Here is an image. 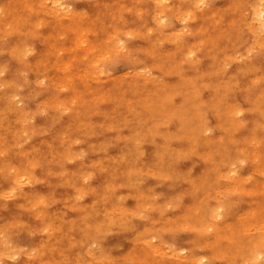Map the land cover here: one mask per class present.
I'll use <instances>...</instances> for the list:
<instances>
[{
	"label": "rangeland",
	"instance_id": "1",
	"mask_svg": "<svg viewBox=\"0 0 264 264\" xmlns=\"http://www.w3.org/2000/svg\"><path fill=\"white\" fill-rule=\"evenodd\" d=\"M17 1L19 0H0V12L2 14L1 16L3 17L2 19L0 16V80H3L0 81V136L2 135L1 137L3 139L5 137L4 140L0 137V172L2 173H0V205H4L0 206V238L2 239H0L2 243H0V255H2L0 256V264H250V262H255L253 264H264V258L255 261V257L251 252V248L254 246L257 239L264 237V228H260V225H263L261 223V221H263V218L261 219V217L264 216V189L262 188L264 183L262 181L264 179V175L261 173V169L264 167V31H261L259 29V25L255 26L258 23L255 20L252 11V8L254 6L261 5L264 8V0H205V2L207 3L202 6L203 8L199 6L198 8H196L194 6L195 4H197V0H170L169 4H165L167 5V8L169 7L170 9L168 8L167 23L163 25H158L157 19L155 18L158 15V13L156 12H159V10L163 7L162 5H156V0H64L67 3H70L71 6H73L74 10H76V12L82 14L83 16H85L86 13L88 14V17L85 16L81 21H78V26L90 27L96 34L93 35L92 32L89 36V42H93H90V44H94L95 46L98 45V53L96 52L94 54H88L86 52L87 50L85 46L77 47L75 45L78 38L77 33L76 36L75 33H73L77 30L75 22L71 19L69 20L66 17H62L61 20V17L56 18V14L53 12V3L51 1L46 0L44 2L45 5H42L41 3L44 0H26L29 4L31 1L33 5H30L32 7H34L35 9L36 7L38 8V11H35L32 8L33 12L28 8L29 4L25 3L26 1ZM210 1H213V3L211 4ZM39 2L41 5L39 4ZM243 2L247 3L244 4ZM255 2H257L258 4ZM14 3L16 4L14 5ZM48 3H52V6H49L50 4ZM37 4L40 6H37ZM230 5L231 8H229ZM234 5L239 6L235 7ZM44 6H47L48 8ZM124 6L126 9L124 8ZM7 7L9 9H7ZM39 7L43 8L40 9ZM129 7L131 10L129 9ZM204 7H210V9ZM21 8L23 9L21 10ZM226 8L228 9L226 10ZM13 9H16L15 12ZM28 9L30 10V13ZM188 9L193 12V14H195L193 16V18L195 17V20L191 17V21H184V19H182V22L181 18H178V20L176 19L177 17L175 18V16H177V13L178 15L182 16V14H185L184 12L182 13V11L190 12ZM12 10L18 15L14 14ZM41 10L43 12H41ZM239 10L241 11L239 12ZM144 11L147 14H145ZM51 12H53L54 14H52ZM3 13L4 15L6 14V17L3 16ZM12 14L15 16H13ZM48 14L50 16H48ZM151 15H153L154 17H151ZM213 15L214 17H211ZM219 15L221 19L219 18ZM123 16L125 17L123 20L124 24L122 22ZM95 17L96 19H94ZM209 17L211 18L209 19ZM19 18L20 20L18 21ZM27 18L29 19V21H27L26 24L21 25V22L24 23L26 22V20H28ZM38 19L44 21L37 22ZM239 19H242L243 21ZM46 20L49 21V23H47ZM6 21H9L12 25L10 26L8 24L9 22L7 23ZM28 22H32V26L34 27L35 25L36 28H33ZM33 22H35L36 24ZM43 22L44 25H41ZM59 22L60 24L62 23L61 25L63 27L61 25H58ZM214 22L216 23V25ZM228 23L231 24L228 26ZM54 24L55 26L53 27ZM40 25L42 27H40ZM6 26L8 30L6 29ZM13 26H15L16 28ZM69 26L70 28L68 29L67 27ZM184 27L185 29L181 30ZM206 27L207 30L205 29ZM101 28L103 29L101 30ZM155 28L156 31L154 33V30L152 29ZM9 29H11V33ZM187 29L188 31H186ZM15 30H19L20 32H16ZM35 30H37L38 33H36L37 31L35 32ZM250 30H252V32ZM7 31L9 33L8 36L7 34H3L7 33ZM59 31H61V34L59 33ZM182 31L184 33H182ZM196 31L198 32L197 34ZM21 32L23 34H21ZM170 32H173L172 35L169 34ZM159 33L161 35H159ZM200 33H202L203 35ZM65 34L66 38L64 37ZM116 34L119 35V38H122L124 40V43H126L125 45L127 48V52L129 51L128 53L126 52L117 55L116 52L114 53V51H111L114 50V48H112L113 44L110 45L109 43H112L111 37H114ZM136 34L140 37H138ZM237 34L239 35L237 36ZM209 35L211 36V38ZM254 35L257 36L255 37ZM59 37L60 39H58ZM102 38L104 40H102ZM202 38L205 39V41L201 40ZM213 38L215 41L213 40ZM167 39H170L171 41H167ZM101 40L104 44L101 42ZM161 40L162 42H159ZM152 41H154L156 44H152ZM195 41H198V43L195 44ZM50 42H53L55 44ZM71 42L74 45H72ZM55 45L56 47H58L56 48ZM12 46L15 47V50L13 49L14 51L11 49ZM28 46H30V48ZM51 46H53V49L51 48ZM189 46L190 48H188ZM197 46L200 47L201 50ZM231 46L233 47L232 49ZM246 46L250 48L248 49ZM26 47L27 49H25ZM108 47L110 49H108ZM156 47L158 48V51L156 50ZM194 47V51L196 53L193 57L190 58L188 56L187 50L193 49ZM18 48L19 50H17ZM224 48L227 49L225 50ZM235 48L237 49L236 51ZM29 49L32 52H30ZM107 49L110 50V53ZM137 49L140 50L138 51ZM143 49L147 50L143 51ZM148 49L153 50L150 51ZM11 50L15 54H13ZM76 50L77 52L75 53ZM105 50L108 51H106V53H109V57H107L108 55L105 56V54L103 53ZM28 51L30 52V54L33 52L34 53L28 55ZM46 51H49L48 54H44ZM58 51L62 52L59 53ZM147 51H150L149 54ZM222 52L224 53L222 54ZM58 53L62 54L60 58ZM73 53L76 54L75 57H77V60L74 57L75 54L73 55ZM100 53L103 56H100ZM213 53L215 54V56H212ZM79 54H82V56ZM87 54L89 56L91 55V57H94L91 58ZM258 54H260V56ZM21 56H26V58H23ZM19 57L21 58L19 59ZM228 57H230L229 60ZM39 58L41 59L38 60ZM81 59H84V61H86L87 59V63L83 60L80 61ZM44 61L47 64L44 65ZM157 62L162 65H158L159 67H161L160 70H158L159 67L157 66ZM161 62L164 64H162ZM98 63L100 67L98 66ZM51 64L55 67H53ZM71 64L75 68H71ZM64 65L66 67L65 69L63 68ZM150 65L151 67L154 65L152 69ZM36 66L39 68H37ZM85 66L88 68L86 69ZM210 66L214 68L212 69V67ZM103 67H105L106 69ZM146 67L148 68L147 70L145 69ZM141 68H144V70ZM239 68H241V70ZM103 69L105 70V72ZM136 69L138 73L136 72ZM44 71L47 72L44 73ZM96 71L98 73H96ZM126 71H131V74H128L129 72L125 74ZM202 71L204 73H201ZM207 73H209L210 75ZM217 73L219 74L217 75ZM90 74L92 75L91 77H89ZM99 74L101 75L99 76ZM170 74L173 76H171ZM45 75L51 81L47 79ZM113 76L115 77L113 78ZM79 77H83L82 80H80ZM101 77L102 79H100ZM141 77L143 78L141 79ZM38 78H43L44 82L42 79ZM37 80H41L40 82H42V84L44 83L43 86ZM230 80L232 82H230ZM47 81H54L55 84L54 82H52L53 84L50 82L48 84ZM16 82H18V85ZM61 82L64 84H62ZM208 82H210V84H208ZM53 85L55 88H53ZM86 86H88V90ZM16 87L17 89H19L17 90ZM70 87L72 90L70 89ZM253 87L254 89H252ZM119 88L121 91L119 90ZM63 89L67 91H63ZM78 90H84L85 93L83 92L82 94V92ZM103 90H106L107 92ZM38 91L40 95L37 93ZM92 92L95 94H93ZM141 92H143V94ZM2 93L5 95L4 97ZM12 93L13 96L15 95L14 97L12 96ZM6 95H9L10 97H7V100H4L6 99ZM49 96H51L52 100L49 99ZM132 96L134 98H132ZM11 98L12 100H10ZM48 99L50 100V102H52L50 103ZM76 99L79 100L77 101ZM86 99L87 101H85ZM20 100L22 101L20 102ZM58 100L59 102H56ZM13 101H15V104L17 103L16 106L15 104H13ZM91 101L93 103H90L89 105V102ZM23 102L26 104H24ZM43 102L44 105L42 104ZM40 103L43 107L40 105ZM70 104L71 106H73L72 108H70ZM5 105H7V107ZM78 105H80L81 107ZM11 106L14 107L12 108ZM60 107H63V109H61ZM76 107L77 109H75ZM94 108L95 110H93ZM212 108L217 109L213 110ZM224 108L225 112H223ZM232 108H243V113L241 116H239V118L243 119V123L242 127L239 129H234L232 126L234 120L232 118ZM68 109L70 110V113ZM71 109H73V111H71ZM32 111H36L35 113L37 115L35 113L33 114ZM79 111H81V113ZM91 111H93V114L91 113ZM191 111H193V113H191ZM82 114H87L86 118H84L85 115L83 117ZM117 114H120L119 116H121L122 120ZM31 115L32 117H30ZM54 115L55 117L53 118ZM89 117H91L90 120ZM5 118L8 119L5 120ZM202 120L206 123L208 128L203 127V124H201ZM255 120H258V122H256ZM134 122L136 123L134 124ZM13 123H15V126ZM43 125H45L46 127ZM77 126H79V128ZM49 127L51 129H49ZM21 131H23V133ZM58 134H60V136ZM215 135H218L219 137ZM63 136H66L67 138ZM220 137L223 139L219 140L221 139ZM25 138H27V140H25ZM64 138H66L67 140ZM42 140L43 142H41ZM254 140H257L259 142V144L255 147L252 144ZM15 141L19 144H17ZM230 141L232 143H230ZM244 143L246 145H243ZM88 144H90L91 146ZM241 144L243 145V147H241ZM6 145L9 146L7 147ZM62 145L65 147H63ZM20 146L22 148H20ZM34 147L37 149H35ZM183 147H185L186 149ZM9 148L12 149L10 150ZM64 148L65 151H63ZM31 149L32 151H30ZM232 149L235 150L233 151ZM57 152L60 153L58 154ZM247 152H258L261 157V165L255 166L252 161L245 159L244 155H246ZM24 154L26 157L24 156ZM53 156L55 159L51 158ZM6 159L9 160L6 161ZM66 160L69 162H67ZM231 160H233V162ZM32 161L35 163L37 162L34 167L35 170L33 169L31 172L33 177L32 181H23L20 186L16 185L13 182L15 173L11 171V168L13 167L15 169L26 170L28 168V164ZM61 161L63 163H61ZM138 161L141 162L137 163ZM149 164H152L153 166H151L154 169ZM128 165L129 167H127ZM212 165L213 167H211ZM226 167L228 170L226 169ZM222 169L224 171H221ZM67 170L70 172H67ZM107 170L110 172H108ZM231 171H235V174H232ZM253 171L254 173H256L254 174ZM11 172H13V174H11ZM251 173L254 175H252ZM59 175H61V177ZM79 175L81 177H79ZM148 176H150L151 178ZM240 178L244 180L242 181L240 180ZM42 179H44L45 181ZM88 181L90 184L88 183ZM112 182L114 183L113 185L111 184ZM249 182H253L252 184L254 185V187ZM122 183H124L125 185ZM177 183L179 184L176 186ZM88 184L90 185L89 188ZM242 184L244 187H242ZM75 185L77 186L75 187ZM120 186L123 188H121ZM102 187H106L105 189L107 190L103 191L104 189ZM248 187L250 188L248 189ZM94 188L96 190H93ZM204 188L206 191H204ZM12 189L15 190L13 191ZM188 189L190 190L189 193ZM258 189L261 190L259 191ZM199 190L202 191L200 192ZM50 191H53L54 193H51ZM111 191L112 193H115V196L111 193ZM47 192L50 194H48ZM260 194L263 195V197ZM30 195H32L34 199ZM47 195L49 198L47 197ZM217 196L218 199L217 201H215L214 199L217 198ZM25 197H27L28 199H26ZM194 197H196V199L199 198V200H196ZM44 198L45 201L39 204L37 203V201L44 200ZM77 198L81 202L78 201ZM139 199H141V201ZM255 199L260 202L256 201ZM102 203L105 204L103 205ZM218 208H221L222 215L220 218H216V211ZM77 209H79V211ZM114 210L116 211L112 212ZM206 210H208L207 213H205ZM254 211H257L259 213V219H255ZM164 214L165 216H163ZM18 216L20 219L18 218ZM50 218L54 220L52 221ZM164 218L166 219L164 220ZM17 219L22 222H19ZM174 221L176 222L175 224L179 223L178 226L182 227H176L177 225L175 226ZM186 222H188V224ZM40 223L42 225L44 224V226H42ZM207 225H213L214 229L205 228ZM35 226L37 228H35ZM1 234L3 235L4 239L1 237ZM10 238L12 239V242ZM208 238L210 239L209 241ZM130 239L132 240V242L129 241ZM200 239H202L203 241L201 242ZM89 241H91V243ZM111 246L113 247L111 248ZM179 247L180 249L185 248L186 253H181L179 257L174 256L173 254L180 250ZM33 248L34 251L32 252L31 250H33ZM261 249V252L264 254V246ZM19 250L28 253H20ZM94 251L97 255L94 253ZM15 253H17L16 256L14 255ZM35 253L36 255H34ZM54 254H58L55 256L58 258H55ZM4 255L6 257H4ZM29 255L31 256L29 257ZM118 259L120 260L118 261ZM80 261L83 262L80 263Z\"/></svg>",
	"mask_w": 264,
	"mask_h": 264
},
{
	"label": "bare ground",
	"instance_id": "2",
	"mask_svg": "<svg viewBox=\"0 0 264 264\" xmlns=\"http://www.w3.org/2000/svg\"><path fill=\"white\" fill-rule=\"evenodd\" d=\"M25 1H26V0H24V2H25ZM39 1H40V0H39ZM45 1H46V0H44L41 4H42V5H45V3H44ZM49 1H51V2L53 3V7H54V8H53V12L56 14V15H55L56 18H60V17H61V18H60V20H61L62 17H63V18L66 17V18H68L69 20L71 19L72 21L75 22V25H76V27H77V30L75 31V30L73 29V30L75 31V32H73V33H75V36H76V33H77V36H78L75 45H76L77 47L85 46V48H86V50H87L86 52H87L88 54H89V53H92V54L96 53V52L98 51V45L95 46L94 44H90V42H92V41L89 42V40H90V39H89V36H90L91 33L93 32V29L90 28V27L78 26V25H79L78 21H81V20H82L85 16H87L88 14L86 13V15L84 14L85 16H83L82 14L76 12V10H74L73 6H71L70 3H67V2H65L64 0H49ZM49 1H48V2H49ZM133 1H134V0H133ZM179 1H180V0H179ZM183 1H185V0H183ZM193 1H194V0H193ZM214 1H215V0H214ZM261 1H262V0H261ZM15 2H16V1H15ZM17 2H21V1L19 0V1H17ZM140 2H141V1H140ZM169 2H170V0H156V3H155L156 5H158V6H161V5H162V6H163L161 9L159 8L160 10L158 9L159 12H156V13H158V15H157V14H156L157 16L155 15V16H156L155 18L157 19V23H158V25H163V24L167 23V16H168V8H169V7L167 8V5H165V4H167V3L169 4ZM208 2H209V1H208ZM210 2H211V4L213 3V1H210ZM25 3H28V1H26ZM43 3H44V4H43ZM52 3H51V4H52ZM95 3H96V2H95ZM113 3H114V2H113ZM113 3H112V4H113ZM205 3H207V2H205V0H197V4L194 3V4H195L194 6H195L196 8H198V6H199V7H202V6L205 5ZM237 3H238V2H237ZM243 3L245 4V3H247V2H243ZM253 3H254V2H253ZM255 3H257V2H255ZM261 3H263V2H261ZM15 4H16V3H14V5H15ZM28 4H29V3H28ZM30 4H32L31 1H30ZM30 4L28 5V6H29L28 8L31 9V11H32V8H33V10H35V11L38 9L37 7H36V9H35V8L32 7ZM39 4H40V2H39ZM41 4H40V5H41ZM48 4H50V3H48ZM51 4H50L49 6H52ZM102 4H103V3H102ZM105 4H106V3H105ZM114 4H115V3H114ZM117 4H118V3H117ZM191 4H192V3H191ZM257 4H258V3H257ZM3 5H4V4H3ZM22 5H24V4H22ZM32 5H33V4H32ZM40 5L37 4V6H40ZM103 5H104V4H103ZM119 5H120V4H119ZM192 5H193V4H192ZM240 5H241V4H240ZM248 5H252V4H248ZM26 6H27V5H26ZM30 6H31V7H30ZM234 6H235V5H234ZM236 6H239V5H236ZM236 6H235V7H236ZM1 7H2V6H1ZM44 7H47V6H44ZM105 7H106V6H105ZM172 7H173V6H172ZM178 7H179V6H178ZM212 7H213V6H212ZM13 8H14V7H13ZM39 8H40V7H39ZM42 8H43V7H42ZM42 8H40V9H42ZM47 8H48V7H47ZM119 8H120V7H119ZM124 8H125V6H124ZM202 8H203V7H202ZM202 8H201V9H202ZM204 8H209V9H210V7H204ZM229 8H231V5H230ZM251 8H252V7H251ZM7 9H9V8L7 7ZM22 9H23V8H21V10H22ZM25 9H26V8H25ZM29 9H28V10H29ZM44 9H45V8H44ZM106 9H107V8H106ZM125 9H126V8H125ZM127 9H128V8H127ZM129 9H130V7H129ZM141 9H142V8H141ZM156 9H157V8H156ZM169 9H170V8H169ZM199 9H200V8H199ZM199 9H198V10H199ZM218 9H219V7H218ZM227 9H228V8H226V10H227ZM237 9H238V7H237ZM237 9H236V10H237ZM239 9H240V8H239ZM13 10H14V9H13ZM13 10H12V12H13ZM15 10H16V9H15ZM15 10H14V12H15ZM50 10H51V9H50ZM84 10H85V9H84ZM116 10H118V9H116ZM130 10H131V9H130ZM171 10H172V9H171ZM185 10H186V9H185ZM188 10H189V9H188ZM236 10H235V12H236ZM37 11H38V10H37ZM39 11H40V10H39ZM47 11H48V10H47ZM78 11H79V10H78ZM80 11H81V10H80ZM113 11H114V10H113ZM118 11H120V10H118ZM154 11H155V10H154ZM176 11H177V10H176ZM189 11H190V10H189ZM240 11H241V10H239V12H240ZM252 11H253L254 18H255V20H256L257 23H258V24L255 25V26H258V25H259V29H260L261 31H264V8H263V6H261V5H259V6H254V7L252 8ZM10 12H11V10H10ZM14 12H13V13H14ZM32 12H33V11H32ZM32 12H31V13H32ZM41 12H43V11L41 10ZM53 12H51V13L54 14ZM110 12H111V11H110ZM125 12H126V11H125ZM134 12H135V11H134ZM144 12H145V11H144ZM173 12H175V11H173ZM180 12H181V11H180ZM183 12H184L185 14H182ZM186 12H187V13H186ZM186 12H185V11H182L181 14H182L183 18H182L181 15H178V13H177V16H175V18L177 17V18H176L177 20H178V18H179V19L181 18V20L184 19V21H186V20H190V21H191V17L193 18V16H194L195 14H193V12H191V11H190V12L186 11ZM8 13H9V12H8ZM29 13H30V10H29ZM37 13H38V12H37ZM82 13H83V11H82ZM101 13H102V12H101ZM119 13H120V12H119ZM136 13H137V12H136ZM139 13H140V12H139ZM142 13H143V12H142ZM142 13H141V14H142ZM216 13H217V12H216ZM14 14L18 15L17 13H14ZM20 14H21V13H20ZM38 14H39V13H38ZM44 14H45V13H44ZM49 14H50V13H49ZM49 14H48V16L51 15V14H50V15H49ZM97 14H98V13H97ZM103 14H104V13H103ZM109 14H110V13H109ZM116 14H117V13H116ZM120 14H121V13H120ZM145 14H147V13L145 12ZM173 14H174V13H173ZM1 15H2V14H1V12H0V16H1ZM5 15H6V14H5ZM5 15H4V13H3V16H5ZM12 15H13V14H12ZM36 15H37V14H36ZM101 15H102V14H101ZM118 15H119V14H118ZM118 15H117V16H118ZM138 15H139V14H138ZM175 15H176V14H175ZM214 15H215V14H214ZM214 15L211 16V17H214ZM240 15H241V14H240ZM13 16H15V15H13ZM28 16H29V15H28ZM53 16H54V15H53ZM57 16H58V17H57ZM113 16H115V15H113ZM136 16H137V15H136ZM152 16H153V15H151V17H152ZM178 16H180V17H178ZM209 16H210V15H209ZM5 17H6V16H5ZM29 17H30V16H29ZM87 17H88V16H87ZM153 17H154V16H153ZM173 17H174V16H173ZM206 17H207V16H206ZM211 17H209V19H210ZM248 17H249V16H248ZM1 18L3 19L2 16H1ZM1 18H0V19H1ZM111 18H112V17H111ZM119 18H120V17H119ZM119 18H118V19H119ZM124 18H125L124 16H123V19L121 18V19H122V22H123ZM141 18H142V17H141ZM155 18H154V20H155ZM194 18H195V17H194ZM194 18H193V19H194ZM219 18H220V15H219ZM240 18H241V17H240ZM11 19H12V18H11ZM21 19H22V18H21ZM27 19H28V18H27ZM36 19H37V18H36ZM42 19H44V18H42ZM94 19H96V17H95ZM97 19H98V17H97ZM213 19H214V18H213ZM220 19H221V18H220ZM220 19H219V21H220ZM242 19H243V18H242ZM242 19H239V20L243 21ZM19 20H20V18L18 19V21H19ZM60 20H58V21H60ZM112 20H113V19H112ZM152 20H153V19H152ZM171 20H172V18H171ZM194 20H195V19H194ZM217 20H218V19H217ZM246 20H247V19H246ZM249 20H250V19H249ZM12 21H13V20H12ZM12 21H11V22H12ZM23 21H24V19H23ZM27 21H29V19L26 20V22H24V23L21 22V25H22V24H26ZM40 21H44V20H39V19H38L37 22H40ZM46 21H47V20H46ZM46 21H45V22H46ZM55 21H56V20H55ZM118 21H119V20H118ZM192 21H193V20H192ZM0 22H1V21H0ZM6 22L8 23L9 21H6ZM100 22H101V21H100ZM172 22H173V21H172ZM182 22H183V20H182ZM188 22H189V21H188ZM188 22H187V23H188ZM212 22H213V21H212ZM234 22H235V21H234ZM254 22H255V21H254ZM2 23H3V22H2ZM7 23H6V24H7ZM28 23L31 24L32 22H28ZM33 23H35V22H33ZM47 23H49V21H47ZM47 23H45V24H47ZM55 23H58V22H55ZM69 23H70V22H69ZM77 23H78V24H77ZM82 23H83V22H82ZM101 23H102V22H101ZM214 23H215V22H214ZM214 23H211V24H214ZM8 24H9L10 26L12 25V24H10V22H9ZM19 24H20V23H19ZM35 24H36V23H35ZM40 24H41V23H40ZM61 24H62V23H61ZM61 24H60V22H59L58 25H61ZM72 24H73V23H72ZM92 24H93V23H92ZM114 24H115V23H114ZM123 24H124V22H123ZM173 24H174V23H173ZM182 24H183V23H182ZM218 24H219V22H218ZM230 24H231V23H230ZM230 24L228 23V26H229ZM232 24H233V20H232ZM239 24H240V23H239ZM14 25H15V24H14ZM41 25H44V22H43ZM41 25H40V27H42ZM73 25H74V24H73ZM108 25H109V24H108ZM112 25H113V24H112ZM158 25H157V26H158ZM215 25H216V23H215ZM237 25H238V23H237ZM243 25H244V23H243ZM246 25H247V24H246ZM7 26H8V25H7ZM7 26H6V29L8 30ZM18 26H19V25H18ZM31 26H32V24H31ZM54 26H55V24L53 25V27H54ZM61 26H62V25H61ZM65 26H66V25H65ZM143 26H144V25H143ZM157 26H156V27H157ZM213 26H214V25H213ZM8 27H9V26H8ZM13 27H15V26H13ZM32 27H33V26H32ZM34 27H35V25H34ZM34 27H33V28H34ZM38 27H39V26H38ZM38 27H37V29H38ZM44 27H45V26H44ZM62 27H63V26H62ZM62 27H61V29H62ZM141 27H142V26H141ZM181 27H182V26H181ZM186 27H187V26H186ZM200 27H201V26H200ZM246 27H249V26H246ZM4 28H5V25H4ZM4 28H3V29H4ZM9 28H10V27H9ZM15 28H16V27H15ZM35 28H36V27H35ZM59 28H60V27H59ZM67 28L69 29L70 26L67 27ZM67 28H66V29H67ZM71 28H72V27H71ZM111 28H112V27H111ZM169 28H170V27H169ZM12 29H13V28H12ZM18 29H19V27H18ZM102 29H103V28H101V30H102ZM117 29H118V28H117ZM129 29H130V28H129ZM165 29H166V28H165ZM184 29H185V27H184L183 29H181V30H184ZM205 29L207 30V27H206ZM205 29H204V31H205ZM240 29H241V28H240ZM9 30H10V33H11V32H12L11 29H9ZM28 30H29V29H28ZM58 30H59V29H58ZM58 30H57V32H58ZM130 30H131V29H130ZM152 30H154V33H155L156 28H155V29H152ZM176 30H177V29H176ZM200 30H201V29H200ZM212 30H213V29H212ZM224 30H225V28H224ZM15 31H16V30H15ZM18 31H19V30H17L16 32H18ZM36 31H37V30H35V32H36ZM64 31H65V29H64ZM68 31H70V30H68ZM112 31H113V30H112ZM122 31H124V30H122ZM122 31H121V32H122ZM139 31H140V30H139ZM171 31H172V30H171ZM174 31H175V30H174ZM174 31H173V32H174ZM177 31H178V30H177ZM186 31H188V29H187ZM197 31H198V30H197ZM197 31H196V34L199 32V31H198V32H197ZM202 31H203V30H202ZM248 31H249V30H248ZM250 31L252 32V30H250ZM254 31H255V30H254ZM13 32H14V31H13ZM19 32H20V31H19ZM25 32H26V31H25ZM25 32H24V33H25ZM57 32H56V33H57ZM60 32H61V31H59V33H60ZM62 32H63V31H62ZM66 32H67V31H66ZM135 32H136V30H135ZM150 32H151V31H150ZM158 32H159V31H158ZM173 32H172V33H173ZM180 32H181V31H180ZM180 32H179V33H180ZM221 32H222V31H221ZM221 32H220V33H221ZM238 32H239V30H238ZM241 32H242V31H241ZM1 33H2V32H1ZM36 33H38V31H37ZM68 33H69V32H68ZM110 33H111V32H110ZM117 33H118V32H117ZM125 33H126V32H125ZM141 33H142V32H141ZM144 33H145V32H144ZM151 33H152V32H151ZM151 33H150V35H151ZM167 33H168V32H167ZM172 33L170 32L169 34L172 35ZM179 33H178V34H179ZM182 33H184V32L182 31ZM205 33H206V32H205ZM3 34H7V36H8L9 33H8V31H7V33H3ZM21 34H23V33L21 32ZM25 34H26V33H25ZM49 34H50V33H49ZM60 34H61V33H60ZM92 34H93V35H96L94 32H93ZM121 34H124V33H121ZM188 34H189V33H188ZM191 34H192V33H191ZM194 34H195V32H194ZM200 34H202V33H200ZM208 34H209V33H208ZM221 34H222V33H221ZM35 35H36V34H35ZM38 35H39V34H38ZM52 35H53V34H52ZM136 35H137V34H136ZM144 35H146V34H144ZM159 35H161V34L159 33ZM164 35H165V34H164ZM192 35H193V34H192ZM202 35H203V34H202ZM238 35H239V34H237V36H238ZM36 36H37V35H36ZM39 36H40V35H39ZM50 36H51V35H50ZM61 36H62V35H61ZM65 36H66V34L64 35V37H65ZM111 36H113V35H111ZM132 36H133V35H132ZM137 36H138V35H137ZM173 36H175V35H173ZM209 36H210V35H209ZM219 36H220V35H219ZM254 36H255V35H254ZM254 36H253V37H254ZM256 36H257V35H256ZM256 36H255V37H256ZM2 37H3V36H2ZM31 37H32V36H31ZM33 37H34V36H33ZM43 37H44V36H43ZM46 37H47V36H46ZM73 37H74V36H73ZM130 37H131V36H130ZM138 37H140V36H138ZM138 37H137V38H138ZM142 37H144V36H142ZM148 37H149V36H148ZM163 37H164V36H163ZM165 37H166V36H165ZM183 37H184V36H183ZM229 37H230V36H229ZM253 37H252V39H253ZM3 38H4V37H3ZM3 38H2V39H3ZM35 38H36V37H35ZM48 38H49V37H48ZM52 38H53V37H52ZM65 38H66V37H65ZM71 38H72V37H71ZM75 38H76V37H75ZM127 38H128V37H127ZM157 38H158V37H157ZM210 38H211V36H210ZM238 38H239V37H238ZM257 38H258V37H257ZM259 38H260V37H259ZM50 39H51V38H50ZM58 39H60V37H59ZM58 39H56V40H58ZM61 39H62V38H61ZM135 39H136V38H135ZM164 39H165V38H164ZM226 39H227V38H226ZM261 39H263V38H261ZM0 40H1V39H0ZM45 40H46V39H45ZM56 40H55V41H56ZM74 40H75V39H74ZM74 40H73V41H74ZM102 40H104V39L102 38ZM102 40H101V42L103 43ZM107 40H108V39H107ZM168 40L171 41L170 39H167V41H168ZM201 40H204V41H205V39H203V38H202ZM201 40H200V41H201ZM213 40H214V38H213ZM227 40H228V39H227ZM258 40H259V39H258ZM43 41H44V40H43ZM69 41H70V40H69ZM207 41H210V40H207ZM214 41H215V40H214ZM214 41H213V42H214ZM99 42H100V41H99ZM101 42H100V43H101ZM111 42H112V43H109V42H108L110 45L113 44V47H112V48H114V50H111V51H114V53L116 52L117 55L122 54V53H126V52H127V50H126L127 48H126V45H125L126 43H124V40H123L122 38H119V35L116 34L114 37H111ZM159 42H162V40L159 41ZM183 42H184V41H183ZM186 42H187V41H186ZM255 42H256V41H255ZM50 43H53V42H50ZM71 43H72V42H71ZM92 43H93V42H92ZM100 43H99V44H100ZM153 43H155V42L152 41V44H153ZM178 43H179V42H178ZM197 43H198V41H197V42L195 41V44H197ZM207 43H208V42H207ZM214 43H215V42H214ZM216 43H217V42H216ZM262 43H263V42H262ZM25 44H26V43H25ZM25 44H24V45H25ZM53 44H55V43H53ZM95 44H96V43H95ZM103 44H104V43H103ZM155 44H156V43H155ZM163 44H164V43H163ZM183 44H184V43H183ZM217 44H218V43H217ZM217 44H216V45H217ZM250 44H252V43H250ZM15 45H17V44H15ZM15 45H14V46H15ZM72 45H74V44L72 43ZM157 45H158V44H157ZM190 45H191V44H190ZM233 45H234V44H233ZM233 45H232V46H233ZM239 45H241V44H239ZM14 46L11 47L12 50H13V49L15 50V47H14ZM53 46H54V45H53ZM53 46H51V48H52ZM76 46H75V47H76ZM99 46H101V45H99ZM232 46H231V49L233 48ZM248 46H250V45H248ZM259 46H262V45H259ZM13 47H14V48H13ZM22 47H23V45H22ZM22 47H21V48H22ZM28 47L30 48V46H28ZM49 47H50V46H49ZM55 47H56V45H55ZM57 47H58V46H57ZM57 47H56V48H57ZM60 47H63V46H60ZM64 47H66V46H64ZM67 47H68V46H67ZM71 47H72V46H71ZM175 47H176V46H175ZM197 47H198V46H197ZM203 47H204V46H203ZM203 47H202V48H203ZM212 47H213V44H212ZM212 47H211V48H212ZM216 47H217V46H216ZM216 47H215V48H216ZM246 47H247V46H246ZM69 48H70V47H69ZM103 48H104V47H103ZM153 48H154V47H153ZM161 48H162V47H161ZM188 48H190V46H189ZM198 48H200V47H198ZM247 48H248V47H247ZM249 48H250V47H249ZM249 48H248V49H249ZM25 49H27V47H26ZM31 49H32V48H31ZM52 49H53V48H52ZM70 49H71V48H70ZM73 49H74V46H73ZM108 49H110V48L108 47ZM108 49H107V50H108ZM140 49H141V48H140ZM140 49H139V50H140ZM196 49H197V48H196ZM209 49H210V48H209ZM220 49H221V48H220ZM224 49H225V48H224ZM226 49H227V48H226ZM226 49H225V50H226ZM12 50H11V51H12ZM14 50H13V51H14ZM17 50H19V48H18ZM29 50H30V49H29ZM49 50H50V49H49ZM79 50H80V49H79ZM107 50H105V51L103 52V53L105 54V56H107V55L110 53V50H108L109 53L107 54V53H106ZM137 50H138V49H137ZM139 50H138V51H139ZM144 50L146 51L147 49H143V51H144ZM148 50L151 51V50H153V49H148ZM156 50L158 51V48H157V47H156ZM194 50H195V47H194L193 49H188V50H187V51H188V56H189L190 58L193 57V56L195 55L196 52H195ZM200 50H201V48H200ZM200 50H199V51H200ZM236 50H237V49L235 48V51H236ZM244 50H245V49H244ZM263 50H264V49H263ZM11 51H10V52H11ZM13 51H12V52H13ZM21 51H22V50H21ZM33 51H35V50H33ZM108 51H107V52H108ZM150 51H147L148 54H149ZM173 51H174V50H173ZM176 51H177V50H176ZM233 51H234V50H233ZM245 51H246V50H245ZM3 52H5V51H3ZM12 52H11V53H12ZM16 52H17V51H16ZM28 52H29V51H28ZM28 52H27L28 55H31V54L34 53V52H33V53L30 54V52H32L31 50H30L29 53H28ZM48 52H49V51H46L44 54H46V53L48 54ZM50 52H51V51H50ZM58 52H59V51H58ZM61 52H62V51H60L59 53H61ZM66 52H67V51H66ZM69 52H70V51H69ZM71 52H72V50H71ZM73 52H74V51H73ZM76 52H77V50L75 51V53H76ZM128 52H129V51H128ZM128 52H127V53H128ZM147 52H146V53H147ZM166 52H168V51H166ZM171 52H172V51H171ZM217 52H218V51H217ZM59 53H58V54H59ZM63 53H64V52H63ZM75 53H73V55H74ZM83 53H84V52H83ZM97 53H98V52H97ZM158 53H159V52H158ZM163 53H164V52H163ZM163 53H162V54H163ZM169 53H170V52H169ZM169 53H168V54H169ZM172 53H173V52H172ZM223 53H224V52H222V54H223ZM225 53H226V52H225ZM231 53H232V52H231ZM235 53H238V52H235ZM260 53H263V52H260ZM9 54H10V53H9ZM13 54H15V53L13 52ZM50 54H51V53H50ZM53 54H54V52H53ZM53 54H51V55H53ZM88 54H87V55H88ZM100 54H101V53H100ZM156 54H157V53H156ZM156 54H153V55H156ZM159 54H160V53H159ZM165 54H166V53H165ZM165 54H164V55H165ZM184 54H185V53H184ZM226 54H227V53H226ZM229 54H230V53H229ZM240 54H241V53H240ZM248 54H249V53H248ZM55 55H56V54H55ZM79 55L82 56V54H79ZM97 55H98V54H97ZM150 55H151V54H150ZM213 55L215 56L214 53L212 54V56H213ZM237 55H238V54H237ZM258 55L260 56V54H258ZM13 56H14V55H13ZM53 56H54V55H53ZM61 56H62V54H59V58H60ZM75 56H76V54L74 55V57H75ZM77 56H78V55H77ZM88 56H89V55H88ZM98 56H99V55H98ZM100 56H103V55L101 54ZM115 56H116V55H115ZM122 56H123V55H122ZM169 56H170V55H169ZM169 56H166V57H169ZM222 56H223V55H222ZM231 56H233V55H231ZM239 56H240V55H239ZM242 56H243V55H242ZM245 56H246V55H245ZM262 56H263V55H262ZM262 56H261V57H262ZM15 57H17V56H15ZM15 57H14V58H15ZM21 57H23V58L25 57V58H26V56H21ZM21 57H19V59H20ZM55 57H56V56H55ZM89 57H91V55H90ZM93 57H94V56H93ZM93 57H91V58H93ZM95 57H96V56H95ZM107 57H109V55H108ZM112 57H113V56H112ZM134 57H136V56H134ZM158 57H159V56H158ZM166 57H165V58H166ZM183 57H184V56H183ZM196 57H197V56H196ZM210 57H211V56H210ZM234 57H235V56H234ZM75 58H76V60H77V57H75ZM81 58H82V57H81ZM85 58H86V57H85ZM85 58H84V59H85ZM99 58H100V57H99ZM116 58H117V57H116ZM116 58H115V59H116ZM131 58H132V57H131ZM160 58H161V57H160ZM160 58H159V59H160ZM173 58H174V57H173ZM229 58H230V57H228V60H229ZM235 58H236V57H235ZM238 58H239V57H238ZM40 59H41V58H39L38 60H40ZM55 59H56V58H55ZM55 59H54V61H55ZM61 59H62V58H61ZM71 59H73V58H71ZM84 59H81L80 61H82V60L84 61ZM94 59H95V58H94ZM97 59H98V58H97ZM125 59H127V58H125ZM195 59H196V58H195ZM200 59H201V58H200ZM236 59H237V58H236ZM240 59H241V58H240ZM252 59H253V58H252ZM252 59H251V60H252ZM58 60H60V59H58ZM67 60H68V59H67ZM116 60H117V59H116ZM135 60H136V59H135ZM139 60H141V59H139ZM162 60H163V59H162ZM167 60H168V58H167ZM201 60H202V59H201ZM221 60H222V59H221ZM54 61H53V63H54ZM86 61H87V59H86ZM86 61H84V62H86ZM88 61H89V60H88ZM181 61H182V60H181ZM214 61H215V60H214ZM222 61H223V60H222ZM232 61H233V59H232ZM237 61H238V60H237ZM237 61H236V62H237ZM248 61H249V60H248ZM19 62H20V60H19ZM21 62H22V61H21ZM46 62H48V61H46ZM71 62H72V61H71ZM78 62H79V60H78ZM96 62H97V61H96ZM96 62H95V63H96ZM131 62H132V61H131ZM138 62H139V61H138ZM143 62H144V61H143ZM143 62H142V63H143ZM162 62H163V61H162ZM162 62H161V63H162ZM175 62H177V61H175ZM228 62H229V61H228ZM238 62H239V61H238ZM23 63H24V62H23ZM40 63H41V62H40ZM74 63H75V62H74ZM86 63H87V62H86ZM117 63H118V61H117ZM117 63H116V64H117ZM157 63H158V62H157ZM245 63H246V62H245ZM4 64H5V63H4ZM6 64H7V63H6ZM35 64H36V63H35ZM45 64H47V63H45V61H44V65H45ZM57 64H58V63H57ZM100 64H101V63H100ZM154 64H155V63H154ZM162 64H164V63H162ZM169 64H170V63H169ZM27 65H28V64H27ZM29 65H30V64H29ZM38 65H40V64H38ZM42 65H43V64H42ZM44 65H43V66H44ZM51 65H52V64H51ZM65 65H67V64H65ZM65 65L63 66L64 69L66 68ZM103 65H104V64H103ZM114 65H115V64H114ZM117 65H118V64H117ZM137 65H138V63H137ZM158 65H161V64L158 63L157 66H158ZM171 65H172V64H171ZM189 65H190V64H189ZM212 65H213V64H212ZM6 66H7V65H6ZM52 66H53V65H52ZM68 66H69V65H68ZM86 66H87V65H86ZM86 66H85V67H86ZM92 66H93V65H92ZM98 66L100 67L99 63H98ZM101 66H102V65H101ZM119 66H120V65H119ZM153 66H154V65H153ZM153 66H152V67H153ZM161 66H162V65H161ZM163 66H165V65H163ZM198 66H199V65H198ZM221 66H222V65H221ZM227 66H228V65H227ZM248 66H249V65H248ZM1 67H2V66H1ZM36 67H37V66H36ZM53 67H55V66H53ZM61 67H62V66H61ZM73 67H74V66L71 64V68H73ZM142 67H143V66H142ZM147 67H148V66H147ZM147 67L145 68L146 70L149 68V67H148V68H147ZM150 67H151V65H150ZM152 67H151V69H152ZM155 67H156V66H155ZM158 67H159V66H158ZM158 67H157V68H158ZM167 67H168V66H167ZM167 67H166V68H167ZM210 67H212V66H210ZM245 67H246V66H245ZM257 67H258V66H257ZM37 68H39V67H37ZM50 68H51V67H50ZM50 68H49V69H50ZM56 68H57V66H56ZM74 68H75V67H74ZM87 68H88V67H86V69H87ZM103 68H105V67H103ZM191 68H192V67H191ZM197 68H198V67H197ZM197 68H196V69H197ZM213 68H214V67H212V69H213ZM44 69H45V68H44ZM49 69H47V70H49ZM60 69H61V68H60ZM105 69H106V68H105ZM141 69L144 70V68H141ZM160 69H161V67H159L158 70H160ZM239 69L241 70V68H239ZM239 69H238V70H239ZM246 69H247V68H246ZM260 69H261V67H260ZM3 70H4V69H3ZM6 70H7V69H6ZM45 70H46V69H45ZM71 70H72V69H71ZM103 70H104V69H103ZM130 70H131V69H130ZM187 70H189V69H187ZM190 70H191V69H190ZM197 70H198V69H197ZM215 70H216V69H215ZM227 70H228V69H227ZM238 70H237V71H238ZM22 71H23V70H22ZM57 71H58V70H57ZM59 71H60V70H59ZM67 71H68V70H67ZM85 71H87V70H85ZM132 71H133V70H132ZM150 71H151V70H150ZM161 71H162V70H161ZM260 71H261V70H260ZM1 72H2V71H1ZM20 72H21V71H20ZM24 72H25V71H24ZM46 72H47V71H44V73H46ZM77 72H78V71H77ZM104 72H105V70H104ZM104 72H103V73H104ZM109 72H110V71H109ZM128 72H129V71H128ZM128 72L126 71L125 74H127ZM130 72H131V71H130ZM130 72H129L128 74H131ZM134 72H135V71H134ZM136 72H137V69H136ZM151 72H152V71H151ZM151 72H150V73H151ZM162 72H163V71H162ZM62 73H64V72H62ZM69 73H70V72H69ZM73 73H74V72H73ZM93 73H94V72H93ZM96 73H98V72L96 71ZM123 73H124V72H123ZM137 73H138V72H137ZM143 73H145V72H143ZM201 73H204V72L202 71ZM210 73H211V72H210ZM225 73H226V72H225ZM241 73H242V72H241ZM250 73H251V72H250ZM262 73H263V72H262ZM262 73H261V74H262ZM16 74H17V73H16ZM42 74H43V73H42ZM66 74H67V73H66ZM70 74H71V73H70ZM86 74H87V73H86ZM91 74H92V73H91ZM91 74H90V76H89V75H88V76L91 77V76H92ZM94 74H95V73H94ZM107 74H108V73H107ZM133 74H134V73H133ZM139 74H140V73H139ZM153 74H154V73H153ZM207 74H209V73H207ZM207 74H206V75H207ZM218 74H219V73H217V75H218ZM220 74H221V73H220ZM75 75H76V74H75ZM80 75H81V74H80ZM80 75H79V76H80ZM100 75H101V74H99V76H100ZM102 75H103V74H102ZM170 75H171V74H170ZM198 75H199V74H198ZM209 75H210V74H209ZM230 75H232V74H230ZM0 76H1V75H0ZM25 76H27V75H25ZM25 76H24V77H25ZM59 76H60V75H59ZM63 76H64V75H63ZM63 76H62V77H63ZM83 76H84V75H83ZM99 76H98V77H99ZM115 76H116V75H115ZM115 76H113V78H114ZM117 76H118V75H117ZM140 76H141V75H140ZM166 76H167V75H166ZM171 76H173V75H171ZM182 76H183V75H182ZM261 76H262V75H261ZM45 77H46V75H45ZM80 77H81V76H80ZM80 77H79V78H80ZM110 77H111V76H110ZM121 77H122V76H121ZM129 77H130V76H129ZM184 77H185V76H184ZM194 77H195V76H194ZM203 77H204V75H203ZM245 77H246V76H245ZM257 77H258V76H257ZM46 78H47V77H46ZM46 78H44V79H46ZM50 78H51V77H50ZM77 78H78V77H77ZM82 78H83V77H82ZM82 78H80V80H82ZM104 78H105V76H104ZM126 78H127V77H126ZM142 78H143V77H141V79H142ZM222 78H223V77H222ZM228 78H229V77H228ZM25 79H27V78H25ZM35 79H37V78H35ZM38 79H42V80H43V78H38ZM47 79H49V78H47ZM86 79H87V78H86ZM86 79H85V81H86ZM89 79H90V78H89ZM98 79H99V78H98ZM100 79H102V77H101ZM115 79H116V78H115ZM129 79H130V78H129ZM133 79H134V77H133ZM133 79H132V80H133ZM181 79H182V78H181ZM181 79H180V80H181ZM202 79H203V78H202ZM1 80H2V79H1ZM1 80H0V81H1ZM4 80H5V79H4ZM49 80H50V79H49ZM59 80H60V79H59ZM59 80H58V81H59ZM63 80H64V79H63ZM72 80H73V79H72ZM96 80H97V79H96ZM163 80H164V79H163ZM188 80H189V79H188ZM222 80H223V79H222ZM234 80H235V78H234ZM238 80H239V79H238ZM2 81H3V80H2ZM7 81H8V80H7ZM22 81H23V80H22ZM25 81H26V80H25ZM28 81H29V80H28ZM37 81L40 82L41 80H37ZM37 81H36V82H37ZM50 81H51V80H50ZM50 81H49V82H50ZM58 81H57V82H58ZM60 81H61V80H60ZM100 81H101V80H100ZM113 81H114V80H113ZM129 81H130V80H129ZM142 81H143V80H142ZM142 81H141V82H142ZM219 81H220V80H219ZM226 81H227V80H226ZM9 82H10V80H9ZM23 82H24V81H23ZM29 82H30V81H29ZM39 82H38V84H39ZM43 82H44V80H43ZM47 82H48V81H47ZM49 82H48V84H49ZM52 82H54V81H52ZM52 82H50V83H52ZM94 82H95V81H94ZM101 82H102V81H101ZM127 82H128V81H127ZM151 82H152V81H151ZM230 82H232V81L230 80ZM16 83H17V85H18V82H16ZM40 83H41V85L43 86L44 83H43V84H42V82H40ZM58 83H59V82H58ZM61 83H62V82H61ZM84 83H85V82H84ZM97 83H98V82H97ZM118 83H119V82H118ZM176 83H177V82H176ZM176 83H175V84H176ZM178 83H180V82H178ZM222 83H223V82H222ZM262 83H263V82H262ZM262 83H261V84H262ZM8 84H9V83H8ZM25 84H26V83H25ZM52 84H53V83H52ZM54 84H55V82H54ZM62 84H64V83H62ZM72 84H73V83H72ZM89 84H90V83H89ZM89 84H88V86H89ZM147 84H148V83H147ZM169 84H171V83H169ZM172 84H173V83H172ZM196 84H197V82H196ZM199 84H200V83H199ZM208 84H210V82H208ZM215 84H216V83H215ZM215 84H214V85H215ZM217 84H218V83H217ZM5 85H6V84H5ZM41 85H40V86H41ZM73 85H74V84H73ZM85 85H87V84H85ZM139 85H140V84H139ZM9 86H10V85H9ZM48 86H49V85H48ZM88 86H86V87H87V90H88ZM112 86H114V85H112ZM126 86H127V85H126ZM197 86H199V85H197ZM208 86H209V85H208ZM208 86H207V87H208ZM210 86H212V85H210ZM215 86H216V85H215ZM0 87H1V86H0ZM2 87H4V86H2ZM11 87H12V84H11ZM13 87H14V86H13ZM24 87H25V86H24ZM57 87H58V86H57ZM92 87H93V86H92ZM92 87H91V88H92ZM100 87H101V86H100ZM121 87H122V86H121ZM127 87H128V86H127ZM146 87H147V86H146ZM212 87H214V86H212ZM238 87H239V86H238ZM256 87H257V86H256ZM14 88H15V87H14ZM20 88H21V86H20ZM22 88H23V85H22ZM53 88H55L54 85H53ZM59 88H60V87H59ZM94 88H96V87H94ZM131 88H132V87H131ZM138 88H139V87H138ZM150 88H153V87H150ZM150 88H149V89H150ZM201 88H203V87H201ZM209 88H211V87H209ZM244 88H246V87H244ZM3 89H4V88H3ZM3 89H2V91H3ZM16 89H17V87H16ZM18 89H19V88H18ZM18 89H17V90H18ZM70 89H71V87H70ZM116 89H117V88H116ZM252 89H254V87H253ZM252 89H251V90H252ZM68 90H69V89H68ZM71 90H72V89H71ZM93 90H94V89H93ZM97 90H98V89H97ZM109 90H110V89H109ZM109 90H108V91H109ZM119 90H120V88H119ZM122 90H123V89H122ZM140 90H141V89H140ZM151 90H153V89H151ZM181 90H182V89H181ZM0 91H1V90H0ZM30 91H31V90H30ZM34 91H35V90H34ZM57 91H58V89H57ZM57 91H56V92H57ZM63 91H67V90H64V89H63ZM78 91H81V90H78ZM103 91H106V90H103ZM120 91H121V90H120ZM127 91H128V89H127ZM240 91H241V89H240ZM56 92H55V93H56ZM60 92H61V91H60ZM72 92H73V91H72ZM81 92H82V94H83V92L85 93L84 90L81 91ZM106 92H107V91H106ZM130 92H131V91H130ZM144 92H145V91H144ZM203 92H204V91H203ZM219 92H220V91H219ZM3 93H4V92H3ZM3 93H2V94H3ZM30 93H31V92H30ZM37 93L39 94V91H38ZM92 93H93V92H92ZM92 93H91V94H92ZM96 93H97V92H96ZM141 93L143 94V92H141ZM141 93H140V94H141ZM249 93H250V92H249ZM258 93H259V92H258ZM5 94H6V93H5ZM7 94H8V93H7ZM35 94H36V93H35ZM87 94H88V93H87ZM93 94H95V93H93ZM99 94H100V93H99ZM114 94H115V93H114ZM114 94H113V96H114ZM138 94H139V93H138ZM138 94H136V95H138ZM232 94H233V93H232ZM232 94H231V96H232ZM253 94H254V93H253ZM9 95H10V94H9ZM9 95H6V99H4V100H7V97H10ZM17 95H18V94H17ZM17 95H16V96H17ZM19 95H20V94H19ZM39 95H40V94H39ZM105 95H106V94H105ZM202 95H203V94H202ZM213 95H214V94H213ZM219 95H220V94H219ZM233 95H234V94H233ZM248 95H250V94H248ZM0 96H1V95H0ZM4 96H5V95L3 94V97H4ZM12 96H13V93H12ZM14 96H15V95H14ZM14 96H13V97H14ZM58 96H59V95H58ZM117 96H118V93H117ZM211 96H212V95H211ZM253 96H254V95H253ZM37 97H38V96H37ZM80 97H81V96H80ZM82 97H83V96H82ZM92 97H93V95H92ZM94 97H95V96H94ZM100 97H101V96H100ZM250 97H251V96H250ZM53 98H55V97H53ZM59 98H60V97H59ZM83 98H84V97H83ZM129 98H130V97H129ZM132 98H134V97L132 96ZM136 98H137V97H136ZM202 98H203V97H202ZM215 98H216V97H215ZM215 98H213V99H215ZM232 98H233V97H232ZM36 99H37V98H36ZM49 99L52 100L51 96H49ZM49 99H48V101L50 102ZM60 99H61V98H60ZM60 99H59V100H60ZM62 99H64V98H62ZM203 99H204V98H203ZM216 99H217V98H216ZM228 99H229V98H228ZM245 99H246V98H245ZM10 100H12V98H11ZM46 100H47V99H46ZM59 100L56 101V102H59ZM76 100H77V99H76ZM78 100H79V99H78ZM78 100H77V101H78ZM92 100H93V99H92ZM112 100H113V99H112ZM210 100H211V99H210ZM235 100H236V99H235ZM8 101H9V100H8ZM18 101H19V100H18ZM21 101H22V100H20V102H21ZM48 101H47V102H48ZM68 101H69V100H68ZM68 101H67V102H68ZM85 101H87V99H86ZM93 101H94V100H93ZM4 102H5V101H4ZM13 102H14L13 104H15V101H13ZM51 102H52V101H51ZM51 102H50V103H51ZM74 102H75V101H74ZM174 102H175V101H174ZM218 102H219V101H218ZM235 102H237V101H235ZM235 102H234V103H235ZM7 103H8V102H7ZM23 103H24V102H23ZM50 103H49V104H50ZM72 103H73V102H72ZM78 103H80V102H78ZM90 103H93V102H92V101L89 102V105H90ZM104 103H105V102H104ZM107 103H108V102H107ZM133 103H135V102H133ZM214 103H215V102H214ZM227 103H228V102H227ZM239 103H240V102H239ZM247 103H248V102H247ZM8 104H9V103H8ZM16 104H17V103H16ZM16 104H15V106H16ZM24 104H26V103H24ZM38 104H39V103H38ZM42 104L44 105V102H43ZM85 104H86V103H85ZM175 104H176V103H175ZM206 104H207V103H206ZM220 104H222V103H220ZM231 104H232V103H231ZM40 105H41V103H40ZM50 105H51V104H50ZM114 105H115V103H114ZM187 105H188V104H187ZM211 105H212V103H211ZM211 105H210V106H211ZM224 105H225V104H224ZM226 105H227V104H226ZM248 105H249V104H248ZM253 105H254V104H253ZM5 106L7 107V105H5ZM41 106H42V105H41ZM60 106H61V105H60ZM62 106H63V104H62ZM70 106H71V104H70ZM70 106H69V107H70ZM78 106H80V105H78ZM87 106H88V105H87ZM205 106H206V105H205ZM241 106H242V105H241ZM9 107H10V106H9ZM11 107H12V106H11ZM13 107H14V106H13ZM13 107H12V108H13ZM18 107H19V106H18ZM42 107H43V106H42ZM46 107H47V106H46ZM67 107H68V106H67ZM72 107H73V106H71L70 108H72ZM80 107H81V106H80ZM82 107H84V106H82ZM138 107H139V106H138ZM249 107H251V106H249ZM252 107H253V106H252ZM48 108H49V107H48ZM48 108H47V110H48ZM60 108H61V107H60ZM60 108H59V109H60ZM65 108H66V107H65ZM89 108H91V107H89ZM89 108H88V109H89ZM99 108H100V107H99ZM121 108H122V107H121ZM123 108H124V107H123ZM139 108H140V107H139ZM219 108H221V107H219ZM55 109H56V108H55ZM61 109H63V107H62ZM66 109H67V108H66ZM75 109H77V107H76ZM100 109H101V108H100ZM100 109H99V110H100ZM117 109H118V108H117ZM117 109H116V111H117ZM212 109L214 110L215 108H212ZM216 109H217V108H216ZM216 109H215V110H216ZM222 109H223V108H222ZM232 109H233V108H232ZM242 109H243V108H242ZM242 109H240V108H234V109L231 111V112H232V118L234 119V120H233V125H232L234 129H239V128L242 127L243 119L239 118V116H241L242 113H243V110H242ZM1 110H2V109H1ZM40 110H41V108H40ZM44 110H45V108H44ZM93 110H95V108H94ZM137 110H138V109H137ZM206 110H207V109H206ZM3 111H4V110H3ZM9 111H10V110H9ZM68 111H69V113H70V110H69V109H68ZM71 111H73V109H71ZM83 111H84V110H83ZM87 111H88V110H87ZM100 111H101V110H100ZM103 111H104V110H103ZM120 111H121V110H120ZM124 111H125V110H124ZM124 111H123V112H124ZM221 111H222V110H221ZM221 111H220V112H221ZM256 111H257V110H256ZM11 112H12V110H11ZM13 112H14V111H13ZM18 112H19V111H18ZM32 112H33V111H32ZM32 112H31V113H32ZM35 112H36V111H35ZM35 112H33V114H34ZM42 112H43V110H42ZM47 112H48V111H47ZM55 112H58V111H55ZM66 112H67V111H66ZM79 112L81 113V111H79ZM84 112H85V111H84ZM92 112H93V111H91V113H92ZM121 112H122V111H121ZM126 112H127V111H126ZM188 112H189V110H188ZM223 112H225V108H224V111H223ZM4 113H5V112H4ZM19 113H20V112H19ZM60 113H61V112H60ZM60 113H59V114H60ZM67 113H68V112H67ZM85 113H86V112H85ZM109 113H110V111H109ZM124 113H125V112H124ZM146 113H147V112H146ZM191 113H193V111H191ZM194 113H195V112H194ZM256 113H257V112H256ZM258 113H259V112H258ZM35 114H36V113H35ZM45 114H46V113H45ZM63 114H64V113H63ZM76 114H77V113H76ZM89 114H90V112H89ZM92 114H93V113H92ZM125 114H126V113H125ZM220 114H221V113H220ZM250 114H252V113H250ZM1 115H2V114H1ZM19 115H20V114H19ZM21 115H22V114H21ZM36 115H37V114H36ZM40 115H41V114H40ZM82 115H83V114H82ZM84 115H85V117H84ZM84 115H83V117L86 118V115H87V114H84ZM94 115H95V114H94ZM107 115H108V114H107ZM113 115H114V114H113ZM115 115H116V114H115ZM117 115H118V114H117ZM119 115H120V114H119ZM119 115H118V116H119ZM130 115H131V114H130ZM218 115H219V114H218ZM226 115H227V114H226ZM260 115H261V114H260ZM2 116H3V115H2ZM26 116H27V115H26ZM91 116H93V115H91ZM6 117H7V116H6ZM18 117H19V116H18ZM20 117H21V116H20ZM30 117H32V115H31ZM54 117H55V115L53 116V118H54ZM116 117H117V116H116ZM119 117H120V119H121V116H119ZM122 117H123V115H122ZM129 117H130V116H129ZM131 117H132V116H131ZM206 117H207V116H206ZM220 117H221V116H220ZM252 117H254V116H252ZM25 118H26V117H25ZM28 118H29V116H28ZM57 118H58V117H57ZM78 118H79V117H78ZM87 118H88V117H87ZM90 118H91V117H89V120H90ZM223 118H224V117H223ZM257 118H258V116H257ZM6 119H8V118H5V120H6ZM30 119H31V118H30ZM111 119H113V118H111ZM249 119H250V118H249ZM260 119H262V118H260ZM14 120H15V118H14ZM31 120H32V119H31ZM121 120H122V119H121ZM222 120H223V119H222ZM224 120H225V119H224ZM246 120H247V119H246ZM56 121H57V120H56ZM83 121H84V120H83ZM102 121H103V120H102ZM102 121H101V122H102ZM176 121H177V120H176ZM251 121H252V120H251ZM255 121H256V120H255ZM3 122H4V121H3ZM14 122H16V121H14ZM88 122H89V121H88ZM92 122H93V121H92ZM110 122H111V121H110ZM225 122H226V121H225ZM248 122H249V121H248ZM256 122H258V120H257ZM97 123H98V122H97ZM105 123H106V122H105ZM114 123H115V122H114ZM135 123H136V122H134V124H135ZM228 123H229V122H228ZM254 123H255V122H254ZM13 124H14V126H15V123H13ZM148 124H149V123H148ZM201 124H203V127L208 128V126L206 125V123H205L203 120L201 121ZM215 124H216V123H215ZM6 125H7V124H6ZM25 125H26V124H25ZM28 125H29V124H28ZM82 125H83V124H82ZM97 125H98V124H97ZM101 125H102V124H101ZM130 125H131V124H130ZM132 125H133V124H132ZM248 125H249V124H248ZM8 126H9V125H8ZM8 126H7V127H8ZM43 126H45V125H43ZM75 126H76V125H75ZM94 126H95V125H94ZM104 126H105V124H104ZM106 126H107V124H106ZM128 126H129V125H128ZM128 126H127V127H128ZM217 126H218V125H217ZM3 127H4V126H3ZM10 127H11V126H10ZM45 127H46V126H45ZM45 127H44V128H45ZM77 127L79 128V126H77ZM87 127H88V126H87ZM114 127H115V126H114ZM130 127H131V126H130ZM44 128H43V129H44ZM67 128H68V127H67ZM161 128H162V127H161ZM161 128H160V129H161ZM10 129H11V128H10ZM24 129H25V128H24ZM39 129H41V128H39ZM47 129H48V128H47ZM49 129H51V128L49 127ZM88 129H89V128H88ZM92 129H93V127H92ZM105 129H106V128H105ZM126 129H127V128H126ZM136 129H137V128H136ZM139 129H140V128H139ZM5 130H6V129H5ZM13 130H14V129H13ZM13 130H12V131H13ZM17 130H18V129H17ZM22 130H23V129H22ZM106 130H107V129H106ZM130 130H131V129H130ZM162 130H163V129H162ZM171 130H172V129H171ZM207 130H208V129H207ZM214 130H215V129H214ZM6 131H7V130H6ZM19 131H20V130H19ZM43 131H44V130H43ZM46 131H47V130H46ZM89 131H90V130H89ZM102 131H103V130H102ZM110 131H111V130H110ZM174 131H175V130H174ZM4 132H5V131H4ZM21 132L23 133V131H21ZM38 132H39V131H38ZM40 132H42V131H40ZM82 132H83V130H82ZM82 132H81V133H82ZM90 132H91V131H90ZM94 132H95V130H94ZM94 132H93V133H94ZM104 132H105V131H104ZM115 132H116V131H115ZM260 132H261V131H260ZM65 133H66V132H65ZM81 133H80V134H81ZM10 134H13V133H10ZM18 134H20V133H18ZM24 134H25V132H24ZM63 134H64V133H63ZM68 134H69V131H68ZM129 134H130V133H129ZM257 134H258V133H257ZM6 135H7V134H6ZM42 135H43V134H42ZM58 135L60 136V134H58ZM66 135H67V134H66ZM223 135H224V134H223ZM258 135H259V134H258ZM1 136H2V135H1ZM1 136H0V137H1ZM23 136H24V135H23ZM38 136H39V135H38ZM78 136H79V135H78ZM81 136H82V135H81ZM84 136H85V135H84ZM215 136H218V135H215ZM215 136H214V137H215ZM243 136H245V135H243ZM15 137H16V136H15ZM25 137H26V136H25ZM63 137H66V136H63ZM94 137H95V136H94ZM116 137H117V136H116ZM218 137H219V136H218ZM222 137H223V136H222ZM233 137H234V136H233ZM1 138H2V137H1ZM17 138H18V137H17ZM31 138H32V137H31ZM66 138H67V137H66ZM66 138H64V139H66ZM75 138H76V137H75ZM111 138H113V137H111ZM156 138H157V137H156ZM220 138H221V137H220ZM223 138H224V137H223ZM223 138H221V139H219V140H222ZM236 138H238V137H236ZM2 139H3V138H2ZM4 139H5V137H4ZM4 139H3V140H4ZM59 139H60V138H59ZM61 139H62V138H61ZM72 139H73V138H72ZM80 139H81V138H80ZM104 139H106V138H104ZM114 139H115V138H114ZM224 139H225V138H224ZM242 139H243V138H242ZM19 140H20V138H19ZM21 140H22V139H21ZM25 140H27V138H25ZM66 140H67V139H66ZM84 140H85V139H84ZM86 140H87V139H86ZM110 140H111V139H110ZM116 140H117V139H116ZM211 140H213V139H211ZM64 141H65V140H64ZM101 141H103V140H101ZM107 141H108V140H107ZM117 141H118V140H117ZM121 141H122V140H121ZM175 141H176V140H175ZM201 141H202V140H201ZM5 142H6V141H5ZM15 142H16V141H15ZM28 142H29V141H28ZM41 142H43V140H42ZM85 142H86V141H85ZM161 142H162V141H161ZM178 142H179V141H178ZM195 142H196V140H195ZM202 142H203V141H202ZM243 142H244V141H243ZM16 143H17V142H16ZM47 143H48V142H47ZM59 143H60V142H59ZM89 143H90V142H89ZM98 143H99V142H98ZM113 143H114V142H113ZM131 143H132V142H131ZM230 143H232V142L230 141ZM4 144H5V143H4ZM13 144H14V143H13ZM17 144H19V143H17ZM51 144H52V143H51ZM64 144H65V143H64ZM116 144H117V143H116ZM132 144H133V143H132ZM145 144H146V143H145ZM196 144H197V143H196ZM238 144H239V143H238ZM238 144H237V146H238ZM252 144H253V146L255 147V146H257V145L259 144V142H258L257 140H254ZM252 144H250V145H252ZM11 145H12V144H11ZM24 145H25V144H24ZM74 145H75V144H74ZM88 145H90V144H88ZM92 145H93V143H92ZM150 145H151V144H150ZM241 145H242V144H241ZM243 145H246V144L244 143ZM243 145H242L241 147H243ZM6 146H7V145H6ZM8 146H9V145H8ZM8 146H7V147H8ZM47 146H48V145H47ZM49 146H50V145H49ZM57 146H59V145H57ZM62 146H63V145H62ZM90 146H91V145H90ZM97 146H98V145H97ZM112 146H113V145H112ZM120 146H121V145H120ZM173 146H174V145H173ZM188 146H189V145H188ZM3 147H5V146H3ZM51 147H52V146H51ZM51 147H50V149H51ZM63 147H65V146H63ZM190 147H191V146H190ZM190 147H189V149H190ZM234 147H236V146H234ZM250 147H251V146H250ZM1 148H2V147H1ZM17 148H18V147H17ZM20 148H22V147L20 146ZM20 148H19V149H20ZM34 148H35V147H34ZM97 148H98V147H97ZM97 148H96V149H97ZM155 148H156V147H155ZM178 148H180V147H178ZM183 148H185V147H183ZM192 148H193V146H192ZM9 149H10V148H9ZM11 149H12V148H11ZM11 149H10V150H11ZM35 149H37V148H35ZM122 149H124V148H122ZM185 149H186V148H185ZM203 149H204V147H203ZM230 149H231V148H230ZM257 149H258V147H257ZM27 150H28V149H27ZM52 150H53V148H52ZM72 150H73V148H72ZM155 150H156V149H155ZM176 150H177V149H176ZM197 150H198V149H197ZM206 150H207V149H206ZM232 150H233V149H232ZM234 150H235V149H234ZM234 150H233V151H234ZM18 151H19V150H18ZM21 151H22V150H21ZM30 151H32V149H31ZM63 151H65V148H64ZM83 151H84V150H83ZM7 152H8V151H7ZM75 152H76V151H75ZM84 152H85V151H84ZM167 152H168V151H167ZM171 152H172V150H171ZM176 152H177V151H176ZM199 152H201V151H199ZM14 153H15V152H14ZM30 153H31V152H30ZM48 153H49V151H48ZM50 153H51V152H50ZM57 153L59 154L60 152H57ZM51 154H52V153H51ZM76 154H77V153H76ZM86 154H87V153H86ZM103 154H104V153H103ZM110 154H111V153H110ZM119 154H120V153H119ZM27 155H28V154H27ZM175 155H176V154H175ZM5 156H7V155H5ZM21 156H22V155H21ZM24 156H25V154H24ZM55 156H56V155H55ZM65 156H66V155H65ZM76 156H78V155H76ZM114 156H115V155H114ZM145 156H146V155H145ZM153 156H154V155H153ZM197 156H198V155H197ZM244 156H245V159L252 161L253 164H254L255 166H256V165H257V166H260V165H261V164H260L261 157H260V154H258V152H252V153H251V152H247L246 155H244ZM25 157H26V156H25ZM105 157H108V156H105ZM116 157H117V156H116ZM216 157H217V156H216ZM216 157H215V158H216ZM242 157H243V156H242ZM4 158H5V157H4ZM32 158H33V156H32ZM51 158H54V156L51 157ZM51 158H50V159H51ZM118 158H119V157H118ZM193 158H194V157H193ZM202 158H204V157H202ZM54 159H55V158H54ZM54 159H53V160H54ZM58 159H59V158H58ZM61 159H62V157H61ZM154 159H155V158H154ZM154 159H153V160H154ZM199 159H200V158H199ZM7 160H9V159H6V161H7ZM26 160H27V159H26ZM32 160H33V159H32ZM48 160H49V159H48ZM104 160H105V159H104ZM191 160H192V158H191ZM243 160H244V159H243ZM56 161H57V160H56ZM66 161H67V160H66ZM81 161H83V160H81ZM97 161H98V160H97ZM99 161H100V160H99ZM130 161H131V159H130ZM143 161H144V160H143ZM196 161H197V160H196ZM231 161L233 162V160H231ZM2 162H3V161H2ZM2 162H1V163H2ZM54 162H55V161H54ZM67 162H69V161H67ZM72 162H73V161H72ZM101 162H102V161H101ZM109 162H110V161H109ZM139 162H141V161H138L137 163H139ZM144 162H145V161H144ZM144 162H143V163H144ZM232 162H231V163H232ZM36 163H37V162H36ZM36 163L33 162V161L30 162V163L28 164V168H27L26 170L15 169V168L12 167V168H11V171H13V172L15 173V174H14V178L12 177V178H13V182H14L16 185H19V186H20V185L23 183V181H26V182L32 181L33 177H32V173H31V172H32V170L34 169ZM39 163H40V162H39ZM46 163H48V162H46ZM61 163H63V162L61 161ZM74 163H75V162H74ZM90 163H91V162H90ZM99 163H100V162H99ZM111 163H112V162H111ZM124 163H125V162H124ZM129 163H130V162H129ZM166 163H167V162H166ZM183 163H184V162H183ZM12 164H13V163H12ZM51 164H52V163H51ZM64 164H65V163H64ZM64 164H63V165H64ZM92 164H93V163H92ZM121 164H122V163H121ZM127 164H128V163H127ZM200 164H201V163H200ZM200 164H199V165H200ZM202 164H203V163H202ZM246 164H248V163H246ZM57 165H58V164H57ZM90 165H91V164H90ZM105 165H106V164H105ZM129 165H130V164H129ZM129 165H128L127 167H129ZM138 165H139V164H138ZM145 165H146V164H145ZM149 165H150V164H149ZM151 165H152V164H151ZM151 165H150V166H151ZM174 165H175V164H174ZM177 165H178V164H177ZM250 165H252V164H250ZM15 166H16V165H15ZM26 166H27V165H26ZM64 166H65V165H64ZM85 166H86V165H85ZM88 166H89V165H88ZM88 166H87V167H88ZM93 166H94V165H93ZM95 166H96V165H95ZM110 166H111V164H110ZM125 166H126V165H125ZM152 166H153V165H152ZM152 166H151V167H152ZM175 166H176V165H175ZM207 166H208V165H207ZM244 166H245V165H244ZM244 166H243V167H244ZM38 167H39V166H38ZM79 167H80V166H79ZM97 167H98V166H97ZM135 167H136V166H135ZM211 167H213V165H212ZM22 168H23V167H22ZM40 168H42V167H40ZM152 168H153V167H152ZM156 168H157V167H156ZM174 168H175V167H174ZM228 168H229V167H228ZM260 168H261V167H260ZM95 169H96V168H95ZM128 169H129V168H128ZM153 169H154V168H153ZM224 169H225V168H224ZM226 169H227V167H226ZM226 169H225V170H226ZM34 170H35V169H34ZM48 170H49V169H48ZM99 170H100V169H99ZM124 170H126V169H124ZM177 170H179V169H177ZM203 170H205V169H203ZM227 170H228V169H227ZM227 170H226V171H227ZM237 170H238V169H237ZM254 170H255V169H254ZM72 171H73V170H72ZM83 171H84V170H83ZM83 171H82V172H83ZM85 171H86V170H85ZM92 171H93V170H92ZM107 171H108V170H107ZM154 171H155V170H154ZM221 171H224V170L222 169ZM13 172H11V174H13ZM52 172H53V171H52ZM58 172H59V171H58ZM60 172H62V171H60ZM67 172H70V171L67 170ZM74 172H75V171H74ZM82 172H81V173H82ZM93 172H94V171H93ZM99 172H100V171H99ZM104 172H105V171H104ZM108 172H110V171H108ZM112 172H113V171H112ZM181 172H182V171H181ZM0 173H1V172H0ZM56 173H57V172H56ZM64 173H65V172H64ZM75 173H76V172H75ZM94 173H95V172H94ZM115 173H116V172H115ZM123 173H124V172H123ZM123 173H122V174H123ZM153 173H154V172H153ZM222 173H223V172H222ZM231 173H232V174H235V171H231ZM241 173H242V172H241ZM253 173H254V171H253ZM255 173H256V172H255ZM255 173H254V174H255ZM261 173L264 175V167L261 169ZM1 174H2V173H1ZM58 174H59V173H58ZM77 174H78V173H77ZM113 174H114V173H113ZM154 174H155V173H154ZM170 174H171V173H170ZM209 174H210V173H209ZM242 174H243V173H242ZM251 174H252V173H251ZM251 174H250V175H251ZM254 174H252V175H254ZM53 175H54V174H53ZM55 175H56V174H55ZM70 175H71V173H70ZM70 175H69V177H70ZM109 175H110V174H109ZM116 175H117V174H116ZM174 175H175V174H174ZM198 175H199V174H198ZM245 175H246V174H245ZM258 175H259V174H258ZM5 176H6V174H5ZM5 176H4V179H5ZM7 176H8V174H7ZM59 176L61 177V175H59ZM89 176H90V175H89ZM119 176H120V175H119ZM143 176H144V175H143ZM190 176H191V175H190ZM234 176H235V175H234ZM260 176H261V175H260ZM34 177H35V176H34ZM62 177H63V176H62ZM67 177H68V176H67ZM79 177H81V176L79 175ZM122 177H123V176H122ZM148 177H150V176H148ZM193 177H194V176H193ZM193 177H192V178H193ZM235 177H236V176H235ZM256 177H257V176H256ZM12 178H11V179H12ZM125 178H126V177H125ZM150 178H151V177H150ZM179 178H181V177H179ZM233 178H234V177H233ZM253 178H254V177H253ZM37 179H39V178H37ZM63 179H64V178H63ZM71 179H72V178H71ZM78 179H79V178H78ZM84 179H85V178H84ZM106 179H107V178H106ZM227 179H228V178H227ZM42 180H44V179H42ZM72 180H73V179H72ZM91 180H92V179H91ZM113 180H114V179H113ZM125 180H126V179H125ZM195 180H196V179H195ZM213 180H214V179H213ZM240 180H242V179L240 178ZM243 180H244V179H243ZM243 180H242V181H243ZM253 180H254V179H253ZM8 181H9V180H8ZM44 181H45V180H44ZM75 181H76V180H75ZM174 181H175V180H174ZM178 181H179V180H178ZM197 181H198V180H197ZM262 181L264 182V179H263ZM39 182H40V181H39ZM76 182H77V181H76ZM110 182H111V180H110ZM110 182H108V183H110ZM113 182H114V181H113ZM113 182L111 183L112 185L114 184ZM121 182H123V181H121ZM169 182H170V181H169ZM185 182H186V181H185ZM185 182H183V183H185ZM187 182H188V181H187ZM255 182H256V181H255ZM259 182H260V181H259ZM88 183H89V181H88ZM165 183H166V182H165ZM173 183H174V182H173ZM181 183H182V182H181ZM196 183H197V182H196ZM249 183L252 184L253 182H252V183L249 182ZM25 184H26V183H25ZM32 184H33V182H32ZM89 184H90V183H89ZM89 184H88V188H89V186H90ZM105 184H106V183H105ZM119 184H120V182H119ZM122 184H124V183H122ZM178 184H179V183H177L176 186H177ZM188 184H189V183H188ZM243 184H245V183H243ZM243 184H242V187H244ZM16 185H15V186H16ZM48 185H49V184H48ZM50 185H51V183H50ZM81 185H83V184H81ZM124 185H125V184H124ZM142 185H143V184H142ZM152 185H153V184H152ZM252 185H253V184H252ZM255 185H256V183H255ZM9 186H10V185H9ZM12 186H13V185H12ZM67 186H68V185H67ZM69 186H70V185H69ZM71 186H72V185H71ZM76 186H77V185H75V187H76ZM78 186H79V185H78ZM86 186H87V185H86ZM91 186H92V185H91ZM115 186H116V185H115ZM261 186H262V185H261ZM62 187H63V186H62ZM79 187H80V186H79ZM82 187H83V186H82ZM120 187H121V186H120ZM240 187H241V185H240ZM251 187H252V186H251ZM253 187H254V185H253ZM9 188H10V187H9ZM9 188H8V190H9ZM21 188H22V187H21ZM84 188H85V187H84ZM88 188H86V189H88ZM102 188H103V187H102ZM105 188H106V187H105ZM105 188H103V189H104L103 191L107 190V189H105ZM121 188H123V187H121ZM139 188H140V187H139ZM141 188H142V186H141ZM187 188H188V187H187ZM190 188H191V187H190ZM249 188H250V187H248V189H249ZM257 188H258V187H257ZM262 188L264 189V183H263V187H262ZM262 188H261V189H262ZM86 189H85V190H86ZM180 189H181V188H180ZM208 189H209V188H208ZM208 189H207V191H208ZM218 189H220V188H218ZM223 189H224V188H223ZM223 189H221V190H223ZM225 189H226V188H225ZM261 189H260V190H261ZM12 190H13V189H12ZM14 190H15V189H14ZM14 190H13V191H14ZM22 190H23V189H22ZM74 190H75V189H74ZM93 190H96V189L94 188ZM130 190H131V189H130ZM142 190H143V189H142ZM258 190H259V189H258ZM260 190H259V191H260ZM4 191H5V190H4ZM75 191H76V190H75ZM132 191H133V190H132ZM145 191H146V190H145ZM155 191H156V190H155ZM181 191H182V190H181ZM189 191H190V190L188 189V193H189ZM199 191H200V190H199ZM201 191H202V190H201ZM201 191H200V192H201ZM204 191H206L205 188H204ZM255 191H256V190H255ZM255 191H254V192H255ZM24 192H26V191H24ZM50 192H51V191H50ZM52 192H53V191H52ZM52 192H51V193H52ZM106 192H107V191H106ZM114 192H115V191H114ZM135 192H136V191H135ZM159 192H160V191H159ZM178 192H179V191H178ZM185 192H186V191H185ZM212 192H213V190H212ZM214 192H215V191H214ZM226 192H227V191H226ZM256 192H257V191H256ZM1 193H2V192H1ZM14 193H15V192H14ZM39 193H40V192H39ZM47 193H48V192H47ZM53 193H54V192H53ZM93 193H94V192H93ZM96 193H97V192H96ZM96 193H95V194H96ZM103 193H104V192H103ZM111 193H112V191H111ZM11 194H12V193H11ZM20 194H21V193H20ZM22 194H23V193H22ZM48 194H50V193H48ZM95 194H94V195H95ZM105 194H106V193H105ZM112 194L115 196V193H112ZM112 194H111V195H112ZM128 194H129V193H128ZM133 194H134V193H133ZM196 194H197V193H196ZM196 194H195V195H196ZM201 194H202V193H201ZM257 194H258V192H257ZM15 195H16V194H15ZM33 195H35V194H33ZM45 195H46V194H45ZM74 195H75V194H74ZM74 195H73V196H74ZM79 195H83V194H79ZM96 195H97V194H96ZM98 195H99V193H98ZM129 195H130V194H129ZM131 195H132V194H131ZM165 195H166V194H165ZM167 195H168V194H167ZM202 195H203V194H202ZM217 195H218V194H217ZM258 195H259V194H258ZM258 195H257V197H258ZM260 195H261V194H260ZM20 196H21V195H20ZM20 196H19V197H20ZM28 196H29V195H28ZM30 196H32V195H30ZM87 196H88V195H87ZM218 196H219V195H218ZM218 196H217V198L214 197L215 199H214V198H213V199H214L215 201H217ZM249 196H250V195H249ZM261 196L263 197V195H261ZM32 197H33V196H32ZM47 197H48V195H47ZM52 197H53V196H52ZM101 197H102V196H101ZM111 197H112V196H111ZM197 197H199V196H197ZM201 197H203V196H201ZM205 197H206V196H205ZM235 197H236V196H235ZM243 197H244V196H243ZM251 197H252V196H251ZM9 198H10V197H9ZM12 198H13V197H12ZM25 198L28 199L27 197H25ZM45 198H46V196H45ZM45 198H44V200H39V201H37V203H38V204H39V203H42L43 201H45ZM48 198H49V197H48ZM54 198H55V197H54ZM73 198H74V197H73ZM79 198H80V197H79ZM97 198H98V197H97ZM128 198H129V197H128ZM163 198H164V197H163ZM191 198H193V197H191ZM194 198L196 199V197H194ZM29 199H30V198H29ZM33 199H34V197H33ZM51 199H52V198H51ZM62 199H63V198H62ZM65 199H66V198H65ZM82 199H84V198H82ZM99 199H100V198H99ZM132 199H133V197H132ZM168 199H169V197H168ZM168 199H167V200H168ZM197 199L199 200V198H197ZM197 199H196V200H197ZM4 200H5V199H4ZM77 200H78V198H77ZM108 200H109V199H108ZM115 200H117V199H115ZM139 200L141 201V199H139ZM244 200H245V199H244ZM255 200L258 201L257 199H255ZM263 200H264V199H263ZM5 201H6V200H5ZM78 201H80V200H78ZM109 201H110V200H109ZM125 201H126V200H125ZM125 201H124V202H125ZM140 201H139V202H140ZM157 201H158V200H157ZM209 201H210V200H209ZM26 202H27V201H26ZM66 202H68V201H66ZM80 202H81V201H80ZM98 202H99V200H98ZM113 202H114V201H113ZM113 202H112V203H113ZM137 202H138V201H137ZM249 202H250V201H249ZM258 202H260V201H258ZM262 202H263V201H262ZM29 203H30V202H29ZM105 203H106V202H105ZM105 203H104V204H105ZM163 203H164V202H163ZM192 203H193V202H192ZM192 203H191V204H192ZM208 203H209V202H208ZM5 204H6V203H5ZM25 204H26V203H25ZM53 204H54V203H53ZM70 204H71V202H70ZM77 204H78V203H77ZM85 204H86V203H85ZM102 204H103V203H102ZM104 204H103V205H104ZM113 204H114V203H113ZM187 204H189V203H187ZM216 204H217V203H216ZM246 204H247V203H246ZM250 204H252V203H250ZM2 205H3V204H1L0 206H2ZM19 205H20V204H19ZM19 205H18V206H19ZM23 205H24V204H23ZM73 205H74V204H73ZM79 205H82V204H79ZM159 205H160V204H159ZM184 205H186V204H184ZM213 205H214V204H213ZM213 205H212V206H213ZM240 205H241V204H240ZM3 206H4V205H3ZM5 206H6V205H5ZM26 206H27V205H26ZM64 206H65V205H64ZM135 206H136V205H135ZM210 206H211V205H210ZM256 206H257V204H256ZM69 207H70V206H69ZM71 207H72V206H71ZM139 207H140V206H139ZM169 207H170V206H169ZM180 207H181V206H180ZM184 207H186V206H184ZM249 207H250V206H249ZM249 207H248V208H249ZM253 207H254V206H253ZM19 208H20V207H19ZM39 208H41V207H39ZM67 208H68V207H67ZM110 208H111V207H110ZM110 208H109V209H110ZM127 208H128V207H127ZM46 209H47V207H46ZM71 209H72V208H71ZM75 209H76V208H75ZM242 209H243V208H242ZM4 210H5V209H4ZM39 210H40V209H39ZM77 210L79 211V209H77ZM82 210H83V209H82ZM179 210H180V208H179ZM184 210H185V208H184ZM25 211H26V210H25ZM30 211H31V210H30ZM60 211H61V210H60ZM98 211H99V210H98ZM115 211H116V210H114V211H112V212H115ZM154 211H155V210H154ZM207 211H208V210H206L205 213H207ZM156 212H157V211H156ZM182 212H183V211H182ZM216 212H217L216 218H220L221 215H222V214H221V208H218ZM50 213H51V212H50ZM59 213H60V212H59ZM82 213H83V212H82ZM84 213H85V212H84ZM100 213H102V212H100ZM238 213H239V212H238ZM249 213H251V212H249ZM104 214H105V213H104ZM111 214H112V213H111ZM165 214H166V213H165ZM165 214H164L163 216H165ZM14 215H15V214H14ZM19 215H20V213H19ZM49 215H50V214H49ZM99 215H100V214H99ZM101 215H102V214H101ZM108 215H109V214H108ZM176 215H177V214H176ZM254 215H255V216H254L255 219H259V218H258V217H259V216H258L259 213H258L257 211H254ZM97 216H98V214H97ZM102 216H103V215H102ZM128 216H129V215H128ZM152 216H153V215H152ZM13 217H14V216H13ZM33 217H35V216H33ZM46 217H47V216H46ZM103 217H104V216H103ZM166 217H167V216H166ZM18 218H19V216H18ZM40 218H41V217H40ZM40 218H39V220H40ZM48 218H49V217H48ZM52 218H53V217H52ZM133 218H135V217H133ZM169 218H171V217H169ZM173 218H174V217H173ZM207 218H208V217H207ZM236 218H237V217H236ZM262 218H263V219H262ZM1 219H2V218H1ZM19 219H20V218H19ZM19 219H17V220L19 221ZM50 219H51V218H50ZM58 219H59V218H58ZM94 219H95V217H94ZM165 219H166V218H164V220H165ZM232 219H233V218H232ZM261 219L263 220V221H261V223H262L263 225H260V228H262V227L264 228V216L261 217ZM17 220H15V221H17ZM51 220L53 221L54 219H51ZM56 220H57V219H56ZM91 220H92V219H91ZM91 220H90V221H91ZM145 220H146V219H145ZM208 220H209V219H208ZM7 221H8V220H7ZM12 221H13V220H12ZM26 221H27V220H26ZM44 221H45V219H44ZM58 221H60V220H58ZM5 222H6V221H5ZM19 222H22V221H19ZM27 222H28V221H27ZM50 222H51V221H50ZM54 222H55V221H54ZM95 222H96V220H95ZM95 222H94V223H95ZM97 222H98V221H97ZM99 222H100V221H99ZM158 222H159V221H158ZM181 222H182V221H181ZM198 222H199V221H198ZM226 222H227V221H226ZM228 222H229V221H228ZM250 222H253V221H250ZM90 223H92V222H90ZM115 223H116V222H115ZM146 223H147V222H146ZM148 223H149V222H148ZM161 223H162V222H161ZM175 223H176V222L174 221V224H175ZM177 223H178V222H177ZM186 223L188 224V222H186ZM186 223H184V224H186ZM40 224H41V223H40ZM178 224H179V223H178ZM178 224H175V226L177 225L176 227L181 228L182 226L180 227V226H178ZM189 224H190V223H189ZM41 225H42V224H41ZM64 225H65V224H64ZM154 225H155V224H154ZM192 225H193V224H192ZM229 225H230V224H229ZM0 226H1V225H0ZM25 226H26V225H25ZM29 226H30V225H29ZM42 226H44V224H43ZM42 226H41V227H42ZM147 226H148V225H147ZM158 226H159V225H158ZM231 226H232V225H231ZM41 227H40V228H41ZM66 227H68V226H66ZM66 227H65V228H66ZM156 227H157V226H156ZM176 227H175V228H176ZM200 227H201V226H200ZM35 228H37V227L35 226ZM52 228H53V227H52ZM65 228H64V229H65ZM140 228H141V227H140ZM201 228H202V227H201ZM203 228H204V227H203ZM205 228H208V229H214V226H213V225H207ZM42 229H43V228H42ZM176 229H177V228H176ZM176 229H175V230H176ZM13 230H14V229H13ZM23 230H24V229H23ZM34 230H35V229H34ZM39 230H40V229H39ZM140 230H141V229H140ZM196 230H197V229H196ZM251 230H252V229H251ZM133 231H134V230H133ZM135 231H136V230H135ZM156 231H157V229H156ZM189 231H190V230H189ZM199 231H200V230H199ZM16 232H17V231H16ZM18 232H20V231H18ZM21 232H22V231H21ZM31 232H32V231H31ZM31 232H30V233H31ZM125 232H126V231H125ZM131 232H132V231H131ZM12 233H13V232H12ZM26 233H27V232H26ZM34 233H38V232H34ZM179 233H180V232H179ZM184 233H185V232H184ZM187 233H188V232H187ZM190 233H191V232H190ZM2 234H3V233H2ZM2 234H1V235H2ZM31 234H32V233H31ZM74 234H75V233H74ZM118 234H119V233H118ZM169 235H170V234H169ZM177 235H178V234H177ZM13 236H14V235H13ZM31 236H32V235H31ZM77 236H78V234H77ZM133 236H134V235H133ZM180 236H181V234H180ZM184 236H185V235H184ZM194 236H195V235H194ZM1 237L4 239L3 235H2ZM75 237H76V236H75ZM131 237H132V236H131ZM46 238H47V237H46ZM105 238H106V237H105ZM211 238H212V237H211ZM214 238H215V237H214ZM0 239H1V238H0ZM10 239H11V238H10ZM44 239H45V238H44ZM53 239H54V238H53ZM131 239H132V238H131ZM131 239H130L129 241L132 242ZM174 239H175V238H174ZM246 239H247V238H246ZM248 239H249V238H248ZM1 240H2V239H1ZM65 240H66V239H65ZM84 240H85V239H84ZM88 240H89V239H88ZM172 240H173V239H172ZM172 240H171V241H172ZM188 240H189V239H188ZM200 240H201V242L203 241L202 239H200ZM200 240H199V241H200ZM209 240H210V239L208 238V241H209ZM43 241H44V240H43ZM103 241H104V240H103ZM153 241H154V240H153ZM153 241H152V242H153ZM171 241H169V242H171ZM3 242H4V241H3ZM11 242H12V239H11ZM41 242H42V241H41ZM89 242L91 243V241H89ZM89 242H88V244H89ZM183 242H184V241H183ZM193 242H194V241H193ZM0 243H1V241H0ZM100 243H101V242H100ZM142 243H143V242H142ZM190 243H191V242H190ZM1 244H2V243H1ZM39 244H40V243H39ZM144 244H145V243H144ZM3 245H4V244H3ZM53 245H54V244H53ZM55 245H56V244H55ZM58 245H59V244H58ZM175 245H176V244H175ZM1 246H2V245H1ZM16 246H17V245H16ZM16 246H15V247H16ZM84 246H85V245H84ZM132 246H133V245H132ZM141 246H142V245H141ZM263 246H264V237H261V238H258V239H257L256 243H255L254 246L251 248V252L253 253V255H254V257H255V258H254L255 261H258V260L264 258V256H263L264 254L261 252V250H262L261 248H262ZM26 247H27V246H26ZM86 247H87V245H86ZM92 247H93V246H92ZM107 247H108V246H107ZM112 247H113V246H111V248H112ZM13 248H14V246H13ZM16 248H17V247H16ZM24 248H25V247H24ZM77 248H78V247H77ZM186 248H187V247H186ZM22 249H23V248H22ZM81 249H82V247H81ZM93 249H94V248H93ZM137 249H138V247H137ZM137 249H136V251H137ZM166 249H167V248H166ZM179 249H180V247H179ZM206 249H207V248H206ZM1 250H2V249H1ZM4 250H5V248H4ZM12 250H13V249H12ZM162 250H163V249H162ZM2 251H3V250H2ZM19 251H20V253H21V252H22V253L24 252V251H21V250H19ZM19 251H18V252H19ZM29 251H30V250H29ZM31 251L33 252V251H34V248H33V250H31ZM31 251H30V252H31ZM43 251H44V250H43ZM108 251H109V250H108ZM108 251H107V252H108ZM138 251H139V249H138ZM3 252H4V251H3ZM32 252H31V253H32ZM200 252H201V251H200ZM9 253H10V252H9ZM24 253L27 254L28 252H24ZM81 253H83V252H81ZM94 253H95V251H94ZM181 253H186L185 248H184V249H180L178 252L174 253L173 255L179 257V256L181 255ZM210 253H211V252H210ZM85 254H86V253H85ZM95 254H96V253H95ZM138 254H139V253H138ZM168 254H169V253H168ZM200 254H201V253H200ZM14 255L16 256L17 253H15ZM31 255H32V254H31ZM31 255H29V257H30ZM34 255H36V253H35ZM56 255H58V254H56ZM56 255L54 254V257H55ZM89 255H90V254H89ZM96 255H97V254H96ZM121 255H123V254H121ZM208 255H209V254H208ZM0 256H2V255H0ZM77 256H78V255H77ZM104 256H105V254H104ZM115 256H116V255H115ZM119 256H120V255H119ZM201 256H202V255H201ZM206 256H207V255H206ZM4 257H6V256L4 255ZM18 257H19V256H18ZM75 257H76V256H75ZM86 257H87V256H86ZM99 257H100V256H99ZM202 257H203V256H202ZM2 258H3V257H2ZM8 258H10V257H8ZM55 258H58V257H55ZM25 259H26V258H25ZM36 259H37V258H36ZM104 259H105V258H104ZM42 260H43V259H42ZM46 260H47V259H46ZM69 260H70V259H69ZM72 260H73V259H72ZM119 260H120V259H118V261H119ZM144 260H146V259H144ZM150 260H151V258H150ZM150 260H149V261H150ZM3 261H4V260H3ZM12 261H13V260H12ZM16 261H17V260H16ZM31 261H32V260H31ZM33 261H34V260H33ZM35 261H36V260H35ZM70 261H71V260H70ZM86 261H87V260H86ZM13 262H14V261H13ZM71 262H72V261H71ZM82 262H83V261H80V263H82ZM146 262H147V261H146ZM31 263H32V262H31ZM111 263H112V262H111ZM113 263H114V262H113ZM226 263H227V262H226ZM253 263H255V262H250V264H253ZM6 264H7V263H6ZM25 264H26V263H25ZM67 264H68V263H67ZM69 264H70V263H69ZM105 264H106V263H105ZM116 264H117V263H116ZM138 264H139V263H138ZM217 264H218V263H217Z\"/></svg>",
	"mask_w": 264,
	"mask_h": 264
}]
</instances>
